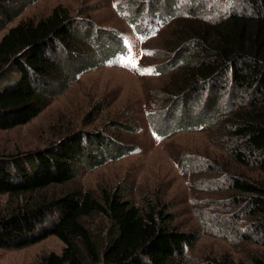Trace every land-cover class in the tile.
I'll return each instance as SVG.
<instances>
[{"label":"trees","instance_id":"obj_1","mask_svg":"<svg viewBox=\"0 0 264 264\" xmlns=\"http://www.w3.org/2000/svg\"><path fill=\"white\" fill-rule=\"evenodd\" d=\"M230 1L232 12L207 20L193 9L190 18L175 23L164 48L178 75L162 90V106L169 109L175 103L186 109L197 105L190 101L202 93L207 101L197 118L181 119L166 133L157 126L156 134L167 137L210 125L234 162L264 172V0ZM37 2L0 0V34ZM172 7L175 11L147 13L156 25L165 26L177 14L176 5ZM79 21L59 6L47 17L19 22L1 38L0 131L30 123L81 75L104 65V51L93 44L97 29L90 21ZM140 22L132 24L146 35ZM220 92L228 93L224 111L218 104ZM121 126L125 125L114 122L112 128ZM92 147L115 148L116 155L93 163ZM130 151L109 134L82 131L69 133L44 150L0 157V195L10 198L0 213V250L25 249L55 236L64 243L62 254H50L40 264H187L188 250L199 234L173 225L170 206L161 200L146 197L144 205L138 204L121 186L100 194L75 189L58 197L37 196L73 182L82 165L96 168ZM229 186L236 192L231 197L236 206L246 207L251 233L264 245V184L231 176ZM97 217L106 225L93 228L91 221ZM242 238L253 241L247 235ZM250 264H264V254L252 256Z\"/></svg>","mask_w":264,"mask_h":264},{"label":"rangeland","instance_id":"obj_2","mask_svg":"<svg viewBox=\"0 0 264 264\" xmlns=\"http://www.w3.org/2000/svg\"><path fill=\"white\" fill-rule=\"evenodd\" d=\"M174 5L178 10L174 18L156 35L142 41L131 26L132 21H141L144 32L152 26L158 30L160 26L149 13L171 8L175 11ZM59 6L79 22L87 20L94 24L97 34L93 44L104 51V65L81 75L30 123L0 131V157L44 150L73 132L109 134L121 148L131 150L130 153L115 156L96 168L82 165L73 182L37 196L58 197L75 189L100 194L103 189L121 186L127 198L138 204L144 205L146 197L166 203L174 216L173 225L181 231L199 234V240L188 250L187 264H205L207 260L250 264L252 256L264 254L262 239L251 233L245 205L236 206L231 199L236 192L229 186L231 176L264 184V172L234 162L225 150L226 145L219 143L216 129L210 125L167 137L156 134L157 126L161 133H166L181 119L197 118L207 101L206 93H202L190 101L197 105L186 109L175 103L169 109L162 106V90L178 75L171 61L165 58L164 48L174 33L175 23L190 18L188 12L193 9H198L199 18L219 17L232 12L234 3L230 0H181L179 3L176 0H38L1 32L0 40L19 22L47 17ZM246 13L251 10L247 9ZM146 69L155 72L139 74ZM158 69L165 71L159 73ZM214 96L209 103L211 108L216 101ZM217 98L221 111L226 110L228 93L220 92ZM114 122L125 126L112 128ZM90 152L93 163L106 155H116L115 148L97 151L92 147ZM9 199L7 195H0V213L6 209ZM91 224L97 228L106 222L97 217ZM243 235L253 237V241L243 239ZM64 247L61 240L51 236L25 249L0 250V264H40L50 254L61 255Z\"/></svg>","mask_w":264,"mask_h":264},{"label":"snow or ice","instance_id":"obj_3","mask_svg":"<svg viewBox=\"0 0 264 264\" xmlns=\"http://www.w3.org/2000/svg\"><path fill=\"white\" fill-rule=\"evenodd\" d=\"M125 54H127V52H126ZM154 72H155L154 69H146L145 71H142V72H140L139 74H140V75L153 74Z\"/></svg>","mask_w":264,"mask_h":264}]
</instances>
